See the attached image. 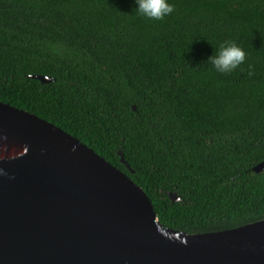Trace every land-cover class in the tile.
Returning <instances> with one entry per match:
<instances>
[{
  "label": "trees",
  "instance_id": "16d2710c",
  "mask_svg": "<svg viewBox=\"0 0 264 264\" xmlns=\"http://www.w3.org/2000/svg\"><path fill=\"white\" fill-rule=\"evenodd\" d=\"M167 2L151 20L136 0H0V102L125 173L165 227L264 219V0ZM225 41L246 53L229 74L207 63Z\"/></svg>",
  "mask_w": 264,
  "mask_h": 264
},
{
  "label": "water",
  "instance_id": "95a60500",
  "mask_svg": "<svg viewBox=\"0 0 264 264\" xmlns=\"http://www.w3.org/2000/svg\"><path fill=\"white\" fill-rule=\"evenodd\" d=\"M263 170L264 160L252 168ZM0 264H264V219L194 234L165 227L125 173L0 102Z\"/></svg>",
  "mask_w": 264,
  "mask_h": 264
},
{
  "label": "clouds",
  "instance_id": "9594fccd",
  "mask_svg": "<svg viewBox=\"0 0 264 264\" xmlns=\"http://www.w3.org/2000/svg\"><path fill=\"white\" fill-rule=\"evenodd\" d=\"M138 7L135 11L143 17L151 20H163L175 11V6L167 0H136ZM246 60V53L235 42L225 41L219 45L218 51L208 57L207 63H211L217 72L229 74L239 68ZM251 68V66H249ZM249 72V75H253Z\"/></svg>",
  "mask_w": 264,
  "mask_h": 264
}]
</instances>
